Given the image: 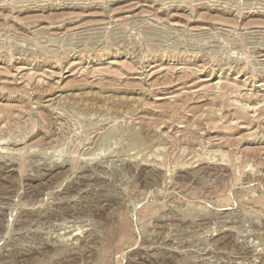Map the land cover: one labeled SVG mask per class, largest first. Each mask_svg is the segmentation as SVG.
Here are the masks:
<instances>
[{"label":"rangeland","instance_id":"obj_1","mask_svg":"<svg viewBox=\"0 0 264 264\" xmlns=\"http://www.w3.org/2000/svg\"><path fill=\"white\" fill-rule=\"evenodd\" d=\"M0 264H264V0H0Z\"/></svg>","mask_w":264,"mask_h":264}]
</instances>
